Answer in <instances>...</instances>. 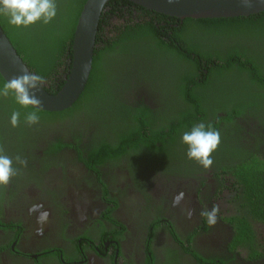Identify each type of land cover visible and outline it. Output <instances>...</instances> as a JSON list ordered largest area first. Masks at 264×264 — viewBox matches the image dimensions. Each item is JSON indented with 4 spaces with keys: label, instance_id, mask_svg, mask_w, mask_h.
<instances>
[{
    "label": "trees",
    "instance_id": "16d2710c",
    "mask_svg": "<svg viewBox=\"0 0 264 264\" xmlns=\"http://www.w3.org/2000/svg\"><path fill=\"white\" fill-rule=\"evenodd\" d=\"M86 2L56 0L57 15L49 24L16 27L0 15L18 55L45 78L52 95L71 72L75 29ZM5 83L0 75V88ZM14 111L21 114L18 127L10 123ZM30 111L40 117L31 126L25 123ZM200 122L221 137L208 170L187 158L182 143L183 132ZM64 123H81L78 133H89L91 145L79 148L89 164L129 161L147 171L225 172L232 178L227 183L245 190L242 208L264 224V12L181 21L115 0L101 17L91 75L71 108L41 111L22 107L12 94L0 97V145L13 158L43 126ZM249 231L244 225L241 238Z\"/></svg>",
    "mask_w": 264,
    "mask_h": 264
},
{
    "label": "flooded vegetation",
    "instance_id": "af4514ba",
    "mask_svg": "<svg viewBox=\"0 0 264 264\" xmlns=\"http://www.w3.org/2000/svg\"><path fill=\"white\" fill-rule=\"evenodd\" d=\"M80 124L43 126L17 154L28 165L0 188V264H264V224L242 208L245 190L225 172L89 164ZM213 205L210 227L200 212Z\"/></svg>",
    "mask_w": 264,
    "mask_h": 264
},
{
    "label": "water",
    "instance_id": "95a60500",
    "mask_svg": "<svg viewBox=\"0 0 264 264\" xmlns=\"http://www.w3.org/2000/svg\"><path fill=\"white\" fill-rule=\"evenodd\" d=\"M114 1L87 0L84 4L75 29L74 57L69 77L55 95L50 94L44 85L36 92L42 101L38 110L62 112L79 100L91 75L101 17ZM125 1L181 21L249 17L264 12V2L261 0H257L251 8L243 7L241 0H177L174 4H169L167 0ZM22 68L31 71L0 26V75L7 82L12 75H20Z\"/></svg>",
    "mask_w": 264,
    "mask_h": 264
},
{
    "label": "clouds",
    "instance_id": "9594fccd",
    "mask_svg": "<svg viewBox=\"0 0 264 264\" xmlns=\"http://www.w3.org/2000/svg\"><path fill=\"white\" fill-rule=\"evenodd\" d=\"M174 4L177 0H167ZM257 0H241L245 8L255 6ZM264 2V0H261ZM0 15L8 17V22L16 27H29L38 22L49 24L57 15L56 0H0ZM20 75H12L10 79L0 88V97H8L12 94L15 101L24 108L39 109L42 101L36 96V92L46 83L42 75L20 69ZM20 112L14 111L10 117L13 127L20 124ZM38 111H30L25 115V123L29 126L39 123ZM182 143L187 146V158L200 164L205 170L211 168L214 163L213 153L221 143L218 130L212 128L211 124L203 122L194 124L190 130L182 134ZM14 162L21 167H27L28 161L20 155L14 158L7 155L3 145H0V186L8 185L12 178L17 176L20 168L14 166ZM184 193H179L173 199V207L180 205ZM186 216L190 219L193 210L185 209ZM219 205H213L210 209H204L200 216L206 218L207 224L215 226L218 223Z\"/></svg>",
    "mask_w": 264,
    "mask_h": 264
},
{
    "label": "rangeland",
    "instance_id": "374dc122",
    "mask_svg": "<svg viewBox=\"0 0 264 264\" xmlns=\"http://www.w3.org/2000/svg\"><path fill=\"white\" fill-rule=\"evenodd\" d=\"M117 184H121V179L118 180V182H116Z\"/></svg>",
    "mask_w": 264,
    "mask_h": 264
}]
</instances>
